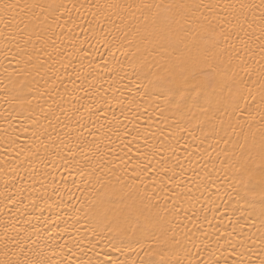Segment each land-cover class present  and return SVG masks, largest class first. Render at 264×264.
Returning <instances> with one entry per match:
<instances>
[{"label": "snow or ice", "instance_id": "1", "mask_svg": "<svg viewBox=\"0 0 264 264\" xmlns=\"http://www.w3.org/2000/svg\"><path fill=\"white\" fill-rule=\"evenodd\" d=\"M0 264H264V0H0Z\"/></svg>", "mask_w": 264, "mask_h": 264}]
</instances>
